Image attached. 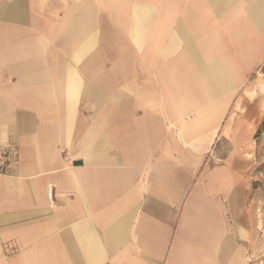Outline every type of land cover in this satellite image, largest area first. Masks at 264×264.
Segmentation results:
<instances>
[{
    "label": "crops",
    "instance_id": "1",
    "mask_svg": "<svg viewBox=\"0 0 264 264\" xmlns=\"http://www.w3.org/2000/svg\"><path fill=\"white\" fill-rule=\"evenodd\" d=\"M264 0H0V264H248Z\"/></svg>",
    "mask_w": 264,
    "mask_h": 264
},
{
    "label": "rangeland",
    "instance_id": "2",
    "mask_svg": "<svg viewBox=\"0 0 264 264\" xmlns=\"http://www.w3.org/2000/svg\"><path fill=\"white\" fill-rule=\"evenodd\" d=\"M261 103V118L254 124V153L251 194L249 199L253 214L251 250L248 251V264H264V132L258 140L255 139L257 129L264 119V71L256 70L247 82V90L240 95Z\"/></svg>",
    "mask_w": 264,
    "mask_h": 264
},
{
    "label": "built area",
    "instance_id": "3",
    "mask_svg": "<svg viewBox=\"0 0 264 264\" xmlns=\"http://www.w3.org/2000/svg\"><path fill=\"white\" fill-rule=\"evenodd\" d=\"M12 153L13 150L8 146L0 148V173L5 172L6 168L11 165Z\"/></svg>",
    "mask_w": 264,
    "mask_h": 264
},
{
    "label": "trees",
    "instance_id": "4",
    "mask_svg": "<svg viewBox=\"0 0 264 264\" xmlns=\"http://www.w3.org/2000/svg\"><path fill=\"white\" fill-rule=\"evenodd\" d=\"M263 132H264V119L262 120V122L260 123V125L257 129L255 139L258 140Z\"/></svg>",
    "mask_w": 264,
    "mask_h": 264
}]
</instances>
